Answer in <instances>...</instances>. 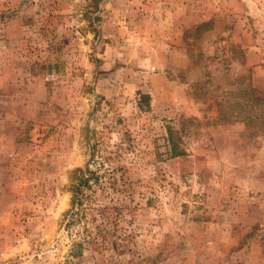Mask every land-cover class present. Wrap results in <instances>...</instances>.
I'll use <instances>...</instances> for the list:
<instances>
[{
	"label": "rangeland",
	"instance_id": "374dc122",
	"mask_svg": "<svg viewBox=\"0 0 264 264\" xmlns=\"http://www.w3.org/2000/svg\"><path fill=\"white\" fill-rule=\"evenodd\" d=\"M0 264H264V0H0Z\"/></svg>",
	"mask_w": 264,
	"mask_h": 264
},
{
	"label": "trees",
	"instance_id": "16d2710c",
	"mask_svg": "<svg viewBox=\"0 0 264 264\" xmlns=\"http://www.w3.org/2000/svg\"><path fill=\"white\" fill-rule=\"evenodd\" d=\"M170 133V136H169V141H170V143H171V151H170V153H171V155H177L178 154V149H177V147H176V145H175V142H174V140H173V133H172V131L171 132H169ZM81 178H82V176L81 177H78V181H77V183H75L73 186H72V192H73V199H72V202L74 203V199H78V193H79V191H80V188H81V186L82 185H85V184H83V183H81L82 182V180H81ZM87 180V179H86ZM86 183V182H85ZM76 201V200H75Z\"/></svg>",
	"mask_w": 264,
	"mask_h": 264
}]
</instances>
